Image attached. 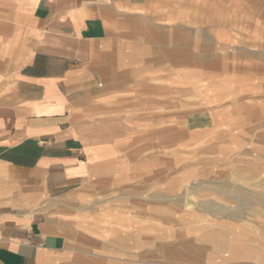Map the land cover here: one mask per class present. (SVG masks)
<instances>
[{"label":"crops","instance_id":"1","mask_svg":"<svg viewBox=\"0 0 264 264\" xmlns=\"http://www.w3.org/2000/svg\"><path fill=\"white\" fill-rule=\"evenodd\" d=\"M242 1L0 0V264L194 258L178 170Z\"/></svg>","mask_w":264,"mask_h":264},{"label":"rangeland","instance_id":"2","mask_svg":"<svg viewBox=\"0 0 264 264\" xmlns=\"http://www.w3.org/2000/svg\"><path fill=\"white\" fill-rule=\"evenodd\" d=\"M240 11L254 23L229 26L243 34L218 73V88L233 77L237 93L212 104L196 96L195 113L207 119L194 122L193 168L178 170L180 182L194 181L176 186L192 200L194 258L162 264H264V0H243Z\"/></svg>","mask_w":264,"mask_h":264},{"label":"bare ground","instance_id":"3","mask_svg":"<svg viewBox=\"0 0 264 264\" xmlns=\"http://www.w3.org/2000/svg\"><path fill=\"white\" fill-rule=\"evenodd\" d=\"M188 200V199H187Z\"/></svg>","mask_w":264,"mask_h":264}]
</instances>
